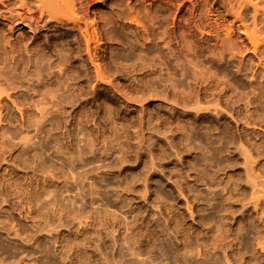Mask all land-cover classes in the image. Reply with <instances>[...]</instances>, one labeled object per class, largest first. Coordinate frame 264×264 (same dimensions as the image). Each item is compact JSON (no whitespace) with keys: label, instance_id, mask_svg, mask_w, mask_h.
<instances>
[{"label":"rangeland","instance_id":"1","mask_svg":"<svg viewBox=\"0 0 264 264\" xmlns=\"http://www.w3.org/2000/svg\"><path fill=\"white\" fill-rule=\"evenodd\" d=\"M135 1L105 2L89 46L0 24V264H264V41L240 26L264 39V11Z\"/></svg>","mask_w":264,"mask_h":264},{"label":"bare ground","instance_id":"2","mask_svg":"<svg viewBox=\"0 0 264 264\" xmlns=\"http://www.w3.org/2000/svg\"><path fill=\"white\" fill-rule=\"evenodd\" d=\"M108 1H110V0H0V24H2V25H4V28L6 27L7 29H8V32H6L7 34L9 33V31H13V30H16V29H18V31H19V35L21 34V35H24V36H26L27 34H30V36H29V38H30V40L32 41V43H31V47L32 48H34L35 46H37V44H39V43H37L36 42V45H35V40H34V37H38L39 36V34L37 35V36H35L36 34H37V31H40V29L42 28H47L48 30L49 29H53L54 28V30L56 31V29H55V27H67V28H69V29H78L79 30V33H82V34H84V35H82V34H80V35H82V36H84V39H86L85 37H89V36H91V33H92V36H94L95 34V32H96V30H95V26L97 25L96 23H97V18L99 17V15L103 12V10H104V8L106 7V4H107V2ZM112 2H114L113 4H115V7H114V10L112 9V11H114L115 13H117V14H119L120 13V7H119V5H118V3H117V0H111ZM122 1V0H121ZM132 1V0H131ZM173 1H179V6H180V8L181 7H183L185 4H186V2H188L189 0H169V2H172L173 3ZM242 2H244L245 3V5H252L253 6V10H254V18H256L258 15L260 16V10H261V8H262V12L264 11L263 10V6H261V5H258L256 2H254L253 3V1L252 0H241ZM105 2H106V4H105ZM128 2V1H127ZM130 2V1H129ZM128 2V3H129ZM138 3V2H149L148 4H150V0H136L135 1V3ZM168 2V1H167ZM123 3V2H122ZM176 3H178V2H176ZM223 3V2H222ZM243 3V4H244ZM124 4V3H123ZM130 4V3H129ZM142 4V3H141ZM230 5L232 4L233 5V3H229ZM228 4V6H230ZM243 4L240 6L241 8H243L244 6H243ZM110 6V5H109ZM108 6V7H109ZM125 6V5H124ZM141 6V5H140ZM150 6V5H149ZM261 6V7H260ZM130 7V6H129ZM144 7V6H143ZM246 7V6H245ZM111 8V7H110ZM125 8V7H124ZM127 8V7H126ZM234 8L237 10V8H239V7H233V6H230V8H229V10L231 11L230 13H234V15H235V18L234 19H236V20H238V19H240L243 15V13L241 14V13H239V12H241V11H239L238 10V12H236L235 10H234ZM241 8H239L240 10H241ZM123 9V8H122ZM130 11H129V13H128V15H127V17L126 18H128V20H129V22H131V23H134V24H136V25H140L142 22L144 23V19H142L141 17V13H142V11L143 10H140L139 8H137V6L136 5H133V6H131L130 8ZM146 9H150V8H146ZM145 9V10H146ZM106 10V9H105ZM104 10V11H105ZM108 10V9H107ZM106 10V11H107ZM253 10H252V12H253ZM110 11V10H109ZM235 11V12H234ZM108 12V11H107ZM260 12V13H259ZM111 13V12H110ZM127 13V12H126ZM146 13H147V11H146ZM143 15H144V13H142ZM149 14V13H148ZM151 14V13H150ZM253 14V13H252ZM258 14V15H257ZM263 14V13H262ZM112 15H113V12H112ZM104 16V15H103ZM105 16H106V14H105ZM104 16V17H105ZM148 16V15H147ZM241 16V17H240ZM101 17H102V15H101ZM100 17V18H101ZM112 17V16H111ZM110 17V18H111ZM123 17V16H122ZM145 17V15L143 16V18ZM116 18V17H115ZM118 18H119V16H118ZM141 18V19H140ZM252 18H253V16H252ZM106 19V18H105ZM104 19V20H105ZM119 19H121V18H119ZM125 19V18H124ZM149 19H151V18H149ZM241 19H243V18H241ZM240 19V21L242 22L243 21V25L241 24L240 26H242L243 27V31H241L242 32V34H245V36H247L248 38H249V42L250 43H253V47H256L257 49H258V47H259V42H261V44L263 43V41H264V39H262V36H261V34L262 33H259V31L258 30H260L261 31V29H256V25L254 24V26L253 27H250V25L248 24H246V22L244 23V20H241ZM115 20V19H114ZM117 20V19H116ZM123 20V19H122ZM143 20V21H142ZM98 21H100V19H98ZM102 21V20H101ZM111 21H113V19H111ZM110 21V22H111ZM140 21H142V22H140ZM252 21H254V20H252ZM103 22V21H102ZM105 24L106 25H108L107 24V21L105 20ZM120 22V21H119ZM125 22H126V20H125ZM99 23V22H98ZM109 23V22H108ZM112 23V22H111ZM118 23V22H117ZM142 23V24H143ZM255 23V22H254ZM102 24V23H101ZM110 24V23H109ZM118 24H120V23H118ZM122 24H124V21H123V23ZM130 24V23H129ZM100 25V24H99ZM98 25V26H99ZM126 25H128V24H126ZM131 25V24H130ZM133 25V24H132ZM104 26V25H103ZM102 26V27H103ZM109 27H110V25H108ZM111 26H113L112 24H111ZM123 26V25H122ZM143 26H144V24H143ZM105 27V26H104ZM107 27V26H106ZM105 27V28H106ZM128 27V26H127ZM137 27V26H136ZM96 28H97V26H96ZM104 28V29H105ZM113 28H114V26H113ZM112 28V29H113ZM140 28H141V26H140ZM144 28H146V27H143V29ZM3 29V28H2ZM48 30H46L47 32H48ZM102 30V28H100V30L99 31H101ZM135 30V29H134ZM133 30V31H134ZM145 30V29H144ZM4 31H7L6 29L4 30ZM49 31H51V30H49ZM108 32L110 31V29L109 30H107ZM138 31H139V29H138ZM143 31V30H142ZM44 32V31H43ZM65 32V31H64ZM73 32V31H72ZM97 32H98V30H97ZM113 32V31H112ZM136 32V31H135ZM140 32V31H139ZM138 32V33H139ZM145 32V31H144ZM2 34H4L3 33V31L1 32ZM5 33V34H6ZM13 33V32H12ZM39 33V32H38ZM42 33V32H41ZM44 33H46V32H44ZM56 33V32H55ZM59 33H61V32H59ZM98 33H101V32H98ZM141 33V32H140ZM2 34H0V35H2ZM5 34H4V36H5ZM50 34H53V33H49V35ZM57 34V33H56ZM65 34H67V33H65ZM73 34V33H72ZM76 34V31H75V33H74V35ZM94 34V35H93ZM104 34V33H103ZM15 35H16V33H15ZM46 35V34H45ZM48 35V37H50ZM54 35V34H53ZM64 35V34H63ZM79 35V36H80ZM107 35V34H106ZM110 35V37H111V34H109ZM138 35V34H137ZM140 35V34H139ZM263 35V34H262ZM8 36V35H7ZM12 36V35H11ZM14 36V35H13ZM16 36H18V35H16ZM15 36V38H17ZM23 36V37H24ZM28 36V35H27ZM42 36H43V33H42ZM61 36V35H60ZM65 36V35H64ZM67 36V35H66ZM79 36L78 35H76L75 37H77V39L79 38ZM2 37H3V35H2ZM1 37V38H2ZM21 37V36H20ZM20 37H18V39L20 38ZM47 37V36H46ZM45 37V38H46ZM74 37V36H73ZM98 37H99V35H98ZM98 37H96V38H98ZM100 37H102V36H100ZM105 37V36H104ZM109 37V36H108ZM108 37H107V39H108ZM264 37V36H263ZM6 38V37H5ZM7 38H9V37H7ZM7 38H6V40H7ZM14 38V37H13ZM54 38V37H53ZM82 38V37H81ZM4 39V38H3ZM2 39V40H3ZM10 39H12V38H10ZM9 39V40H10ZM49 39V38H48ZM63 39V38H62ZM61 39V40H62ZM72 39V38H71ZM74 39H76V38H74ZM80 39V38H79ZM90 39H93L92 41H97L98 42V39H96V40H94V37L92 38H90ZM101 39V38H100ZM106 39V40H107ZM111 40H112V38H110ZM2 40L0 39V41H1V44H2ZM14 40H16V39H14ZM26 40H28V39H26ZM42 40V39H41ZM81 40V39H80ZM87 41H86V43L88 44L89 42V39H86ZM111 40H109V41H111ZM263 40V41H262ZM17 41H19V40H17ZM24 41V44H25V40H23ZM40 41V40H39ZM38 41V42H39ZM46 42H48L47 40H45ZM50 41V40H49ZM54 41V40H53ZM68 41H69V39H68ZM91 41V40H90ZM103 41H105V40H103ZM6 42H10V41H6ZM55 42V41H54ZM66 42H67V39H66ZM72 42H73V39H72ZM79 42V41H78ZM78 42H76V43H78ZM82 42H83V39H82V41L80 42L81 44H82ZM102 42V41H101ZM106 42V41H105ZM111 42H113V41H111ZM21 44L23 43V42H20ZM42 43H43V40H42ZM61 43H63V40H62V42ZM68 43V42H67ZM84 43V42H83ZM109 43V42H108ZM0 44V45H1ZM5 44V43H4ZM6 44H8V43H6ZM5 44V45H6ZM10 44H12V43H10ZM21 44H19V42H17V43H14V46L13 47H16V49H18L17 47L20 45V47H21ZM27 44V43H26ZM35 46H34V45ZM48 44H50V43H48ZM69 44V43H68ZM79 44V43H78ZM78 44H76V45H78ZM80 44V45H81ZM92 44V43H91ZM103 44H105V43H103ZM111 44V43H110ZM255 44V45H254ZM5 45L3 46V45H1V47L0 48H2V46L3 47H5ZM23 45V44H22ZM29 45V44H28ZM42 44H40L39 46H41ZM56 45H58V43H56ZM59 45H61V44H59ZM64 45V44H63ZM71 43H70V47H71ZM98 45V47H99V43L97 44ZM97 45H95L94 44V46L96 47ZM100 45H102V44H100ZM7 46H9V44L7 45ZM12 46V45H11ZM38 46V47H39ZM45 46V45H44ZM46 46H47V44H46ZM68 46V45H67ZM82 46H83V44H82ZM87 46V45H86ZM88 46H89V44H88ZM106 46V45H105ZM107 46H109V45H107ZM106 46V47H107ZM111 47H112V45H110ZM28 47V46H27ZM30 47V48H31ZM60 47V46H59ZM79 48L81 47V46H78ZM94 47V48H95ZM101 47V46H100ZM99 47V48H100ZM26 48V47H25ZM36 48V47H35ZM41 48H42V46H41ZM40 48V50L42 51V49ZM53 47H51V49H52ZM57 48V47H56ZM66 48V47H65ZM72 48H73V45H72ZM71 48V49H72ZM79 48H77V49H79ZM83 48H84V46H83ZM88 49H90L89 47H87ZM104 48V47H103ZM256 48H254V49H256ZM4 49V48H3ZM10 50H11V47L9 48ZM19 49H22V48H19ZM24 49V48H23ZM22 49V50H23ZM28 49H29V47H28ZM28 49H25L26 51H28ZM45 49V48H44ZM55 49V48H54ZM60 49H62V47L60 48ZM59 49V50H60ZM82 49V48H81ZM88 49H86L87 50V52H88ZM97 49L98 48H96L95 50L97 51ZM1 50V49H0ZM5 50H6V48H5ZM5 50H4V52L3 53H7V57H8V52L10 51V50H8V52H5ZM14 50H15V48H14ZM14 50H12L13 52H15ZM21 50V51H22ZM33 50V49H32ZM31 50V51H32ZM36 50V49H35ZM50 50V49H49ZM57 50V49H56ZM63 50H65V49H62V51ZM75 51H76V49H74ZM73 50V51H74ZM86 50H83L82 49V51H86ZM91 50V49H90ZM89 50V51H90ZM95 50H94V52H95ZM11 51V52H12ZM26 51H24L25 52V56H27V58H28V54H26L27 52ZM30 51V50H29ZM30 51V52H31ZM34 51V50H33ZM37 51V50H36ZM62 51H61V56H63V54H62ZM67 51H68V48H67ZM77 51H80V50H77ZM92 51H93V49H92ZM17 52H19V51H17ZM35 52V51H34ZM43 52V51H42ZM44 52H46V49L44 50ZM50 52H51V50H50ZM63 52H65V54L66 53H68V52H66V51H63ZM87 52H85V53H87ZM93 52V53H94ZM102 52H104V51H102ZM22 52H20V54H21ZM36 53V52H35ZM54 53H56L55 51H54ZM54 53H52V54H54ZM60 53V52H59ZM58 53V54H59ZM70 53H72V52H70ZM90 53V52H89ZM97 53H99V52H97ZM97 53H96V57H97ZM1 54V56H2V53H0ZM14 54V53H13ZM13 54H12V56H13ZM17 54V53H16ZM23 54V53H22ZM31 54V53H30ZM37 54H39V53H37ZM40 54H42V53H40ZM44 54H46V53H43V56H44ZM69 54V53H68ZM91 54V56H93V54L92 53H90ZM102 54V53H101ZM5 56H6V54H4ZM79 55H81V54H79ZM9 56H10V54H9ZM42 56V57H43ZM49 56H50V53H49ZM54 56H55V54H54ZM56 56H57V53H56ZM55 56V59L57 58V60L59 59L58 57H56ZM66 56H67V54H66ZM66 56L64 57V58H66ZM70 56H71V54H70ZM77 56H78V54H77ZM87 56H89V54H87ZM86 56V57H87ZM91 56H89V57H91ZM6 57V58H7ZM20 57V56H19ZM22 57V60L24 59L25 60V57H23V56H21ZM21 57H20V60H21ZM33 57V56H32ZM31 57V58H32ZM35 57V56H34ZM36 57H38V56H36ZM59 57H60V54H59ZM69 57V56H68ZM75 58H76V53H75V56H74ZM100 57V56H99ZM12 58V57H11ZM29 58H30V56H29ZM28 58V59H29ZM30 58V59H31ZM44 58V57H43ZM42 58V59H43ZM51 58V57H50ZM50 58H48V59H50ZM70 58V57H69ZM88 58V57H87ZM103 58V57H102ZM15 59V58H14ZM29 59V60H30ZM32 59H34V58H32ZM38 59V58H37ZM42 59H39L40 61L42 60ZM45 59V58H44ZM53 59H54V57H53ZM70 59H72V56H71V58ZM97 59V58H96ZM20 60H18V61H20ZM34 60H36V59H34ZM33 60V61H34ZM47 59H45V61H46ZM51 60V59H50ZM56 60V61H57ZM69 60V59H68ZM76 60V59H75ZM85 60V59H84ZM86 60H88V59H86ZM85 60V61H86ZM92 60V62L91 63H93V59H91ZM90 60V61H91ZM98 60H100V59H98ZM12 61V60H11ZM28 61V60H27ZM39 61V62H40ZM43 61V60H42ZM54 61V60H53ZM59 61H60V59H59ZM61 61H63V59L61 60ZM65 61V60H64ZM73 61V60H72ZM95 61V60H94ZM14 62V61H13ZM16 62V61H15ZM29 62V66L31 65V61H28ZM37 62H38V60L35 62L36 64L35 65H37ZM49 62V61H48ZM50 62H52V61H50ZM67 62V61H66ZM63 63V65L65 64H67L68 65V63ZM71 62V61H70ZM69 62V63H70ZM104 62V61H103ZM17 64L19 63V62H16ZM23 63V62H22ZM27 63V62H26ZM33 63V62H32ZM45 63V62H44ZM60 63V62H59ZM59 63H58V65H57V67L58 66H60V65H62V64H60L59 65ZM88 63H89V61H88ZM99 63H101L102 64V59H101V62L99 61ZM25 64V63H24ZM28 64V63H27ZM40 63H38V65H39ZM43 64V63H42ZM48 64V63H47ZM55 65L57 64V63H54ZM97 64V63H96ZM96 64H94V65H96ZM34 65V64H33ZM44 65V64H43ZM43 65H41V66H43ZM91 65V64H90ZM93 65V66H94ZM28 66V67H29ZM32 66V65H31ZM40 66V65H39ZM49 66H50V63H49ZM48 66V67H49ZM52 66H53V63H52ZM71 66V65H70ZM73 66V65H72ZM71 66V67H72ZM99 66V65H98ZM97 66V67H98ZM104 67H106L105 65H103ZM35 67V66H34ZM38 67V66H37ZM36 67V68H37ZM61 67V66H60ZM56 68V69H54V68H52V70L54 69V71H56L57 69H61V68ZM63 68H64V66H62ZM69 67V66H68ZM74 67V66H73ZM99 67H102V66H99ZM35 68V69H36ZM39 68V67H38ZM37 68V69H38ZM41 68V67H40ZM39 68V69H40ZM62 68V69H63ZM143 68H145V70L147 69L146 67H143ZM142 68V72H143V69ZM30 68H28V70H29ZM44 69V68H43ZM61 69V71H63ZM65 69V68H64ZM68 68L66 67V71H68V70H70V68L67 70ZM96 69H98V68H96V66H95V70L93 69V71H95L96 72ZM101 70H103L102 68H100ZM111 69V68H110ZM116 69H117V67H116ZM116 69L114 68L113 70H114V73L116 72ZM149 69V68H148ZM33 70V69H32ZM31 70V71H32ZM42 69H40V71H41ZM50 70V67H49V69H48V71ZM52 70H50L49 72H51L52 73ZM71 70L73 71V69L71 68ZM70 70V71H71ZM107 70V69H106ZM109 70V69H108ZM112 70V69H111ZM144 70V71H145ZM34 71V70H33ZM38 71V70H37ZM45 71V70H44ZM48 71H45L46 73L48 72ZM58 71V70H57ZM56 71V72H57ZM66 71H65V74H66ZM98 71V73L100 74V76L102 77V71H100V70H97ZM100 71V72H99ZM118 71V70H117ZM140 71V70H139ZM148 70H146V72H147ZM36 72V71H35ZM39 72V71H38ZM61 75L63 74V72L61 73L60 72V70L58 71ZM104 73H105V71H103ZM107 72V71H106ZM109 72H110V70H109ZM141 72V73H142ZM34 73V72H33ZM37 73V72H36ZM36 73H34L35 75H36ZM59 73L57 74V75H59ZM103 73V74H104ZM111 73H112V71H111ZM110 73V74H111ZM49 74V73H48ZM53 74H55V73H52V75ZM71 74V73H70ZM99 74H97L96 73V75L94 74V76L96 77V76H98V79L100 78V76H99ZM108 74V73H107ZM139 74V73H138ZM146 74V73H145ZM51 75V74H50ZM48 76V78H50V77H52V75L51 76ZM56 74L55 75H53V77L54 76H57ZM64 75V74H63ZM63 75H62V78H63ZM68 75V77L70 76L69 74H67ZM112 75V74H111ZM114 75V74H113ZM142 75V74H141ZM105 76H110V75H106V73H105V75L103 76V79L105 78ZM64 77H67L66 75H64ZM141 77V76H140ZM56 78V77H55ZM142 78V77H141ZM59 79H60V77H59ZM64 79V78H63ZM97 79V78H96ZM57 80H58V77H57ZM100 80H102V79H100Z\"/></svg>","mask_w":264,"mask_h":264}]
</instances>
